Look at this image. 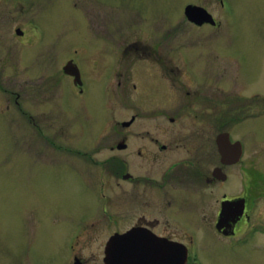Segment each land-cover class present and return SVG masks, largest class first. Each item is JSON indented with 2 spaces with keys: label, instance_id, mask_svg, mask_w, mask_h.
<instances>
[{
  "label": "rangeland",
  "instance_id": "obj_1",
  "mask_svg": "<svg viewBox=\"0 0 264 264\" xmlns=\"http://www.w3.org/2000/svg\"><path fill=\"white\" fill-rule=\"evenodd\" d=\"M23 1L26 2L24 12L14 7L12 0L0 1V264H23L24 242L28 236L21 230L23 226L30 225L28 213H32L34 221L42 224L41 235L33 234V239H41L42 249H36L35 243L30 247L36 258L34 262L45 264L50 257L48 264H73L72 253L67 246L73 241L71 230L82 221L96 218L99 209L91 195L86 193V188H97L99 192L102 188H111V176L105 166L95 168L86 159L90 166L84 167L82 173H68L66 176L59 154L44 150V129L39 131L35 124L39 126V123L43 125L46 122L47 127L50 126L59 135L61 132L73 138L78 131L84 141H92L87 142V146L99 148L96 156L100 161L107 158L110 155L105 150L108 140L121 136L119 128H111L112 121H128L130 116L136 115L143 125L142 119H145V114L140 110L143 107L138 99L139 92L125 89L121 76L111 78L108 75L111 71V44L115 43L118 49L133 40H141L159 41L171 46L175 29L172 28L173 24L180 19L175 12L180 11L181 2L188 0ZM230 1L236 14V27L229 39H222L232 42L224 48L231 54H244V51L249 56L244 55L246 68L251 70L252 86L259 90L264 100V54L259 55L251 47H257V31H264V0ZM134 8H140L138 13ZM28 18L32 19L31 24L36 25L37 30H42L41 35H35L33 40L30 32L26 30V34L21 27ZM183 31V40L193 38L191 30L185 28ZM206 31L204 29L203 33ZM198 42L204 44L207 39ZM160 50L164 62H173L172 49L161 46ZM154 56L155 52H152L147 58L152 59ZM65 58H70L82 70V96L72 92L68 80L61 79L56 88L52 87L59 78L49 77V72L58 73L60 68L56 64ZM118 58L117 55L116 63L121 61ZM134 61L137 62L135 68L140 66L153 76L154 73L158 77L163 76L164 79L159 82L164 89L175 88L177 81H173L162 69L156 70V66L147 67L145 62ZM50 62L53 65H49ZM223 67V64H219V71L222 72ZM131 82H128V86ZM16 93L19 95L20 108L13 104ZM5 98L9 99L8 103H4ZM8 104L10 107L7 109L5 106ZM56 106L61 109L63 127L59 123ZM153 120L146 125L152 128L163 126L160 118ZM12 121L18 124L12 126ZM249 125L243 124L239 128L248 129ZM259 130L264 132V122ZM95 141L99 144H95ZM209 147L210 158L207 156L206 164L205 160L200 164V171L204 173L209 167L219 165L213 143ZM209 147L206 146L204 151ZM88 149L91 152V148ZM207 154L204 153V159ZM261 166L264 167V157ZM251 169L252 162L231 167L227 170L231 180L226 188L220 189L217 185L197 188L201 191L192 197L199 211L194 220L200 241L190 248L193 254H198L199 264H264V234L259 230L246 244L230 246L229 243H235L237 238L245 235V223L242 221L237 224L231 235L218 234L214 228L222 194L229 197L243 194L250 199L252 206L258 203L260 211L264 213V186L251 188L256 182ZM90 170L95 173L87 174ZM261 171L264 173V169ZM242 173L244 176H241ZM241 177L243 180H240ZM258 178L263 184L264 174H259ZM112 179V188L117 192L125 188L124 181ZM253 191L258 194H254L258 196L255 199ZM151 193L155 196L153 190ZM251 205L249 208H252ZM121 210L117 209L121 215L104 214L100 226L94 230L87 229L83 238H79L75 252L79 250L82 259L92 258L91 264H104L108 235L113 231H122L131 223ZM259 220H264V215L248 216L249 222ZM60 227L67 234L59 239L58 246L55 241L51 249V241L56 238ZM29 237L32 241V237Z\"/></svg>",
  "mask_w": 264,
  "mask_h": 264
},
{
  "label": "flooded vegetation",
  "instance_id": "obj_2",
  "mask_svg": "<svg viewBox=\"0 0 264 264\" xmlns=\"http://www.w3.org/2000/svg\"><path fill=\"white\" fill-rule=\"evenodd\" d=\"M12 1L14 7L24 12L26 2ZM181 3L180 11L175 12L180 19L173 24L172 28L175 29L171 46L169 43L164 45L159 41L141 40H133L118 49L115 43L111 44V71L108 75L111 78L121 76L125 89L139 92L138 99L143 107L140 110L145 114V119H142L143 125L136 115L130 116L128 121H112L111 128L114 130L119 128L121 136L108 140L105 150H108L110 155L107 158L100 161L96 156L99 148L87 146V142L92 141H84L78 131L73 138L64 136L61 132L59 135L50 126L47 127L46 122L43 125L39 123V126L35 124L39 131L44 129L43 138L46 146L44 150L59 154L66 176L68 173L72 175L82 173L84 167L90 166L84 160L86 159L95 168L99 165L107 168L111 176L110 185H114L112 177L126 184L125 188H120V192L112 186L102 188L100 192L97 188H86V193L91 195L99 209L96 218L82 221L71 230L73 241L67 246L71 250L73 264L93 262L92 258L82 259V253L79 250L75 252L77 246L75 244H78L79 238H83L87 229L94 230L102 224L101 217L104 214L121 215L117 209H123L121 211L128 216L131 223L122 231H113L108 235V240L114 235H121L132 229H142L156 239L183 245L187 250V264H199L198 254H193L190 248L200 241L199 230L195 227L194 220L199 211L196 209L197 202L192 198L201 191L197 188H212L216 185L220 189L226 188L231 180L227 170L234 166H245L248 162H252L253 170L250 172L252 177L256 178L251 188L264 186L263 181V184L260 183L261 178H258L259 174H264L261 171L264 169L261 166L264 157V132L259 130V126L264 122V100L259 90L252 86L251 70L246 68L245 59V56H249L244 51H242L244 54L229 53L224 47L231 45L232 42L222 41L223 38L229 39V35L236 27V14L231 1L188 0ZM135 8V12L138 13L140 8L138 10ZM31 20L28 18L23 21L21 27L26 34L27 31L30 32L33 40L35 35H41L42 30L39 27L37 30V26L31 24ZM185 28L193 32L191 33L193 38L182 39L181 33ZM204 29H207L206 33H203ZM257 32L255 41L257 47H251L261 55L264 54V31ZM195 33H198L197 36ZM213 33L215 34L212 35ZM202 39H207V42L204 44L198 42ZM160 45L165 49H172L173 62L163 61ZM152 52H155V56L152 59L147 58ZM117 55L122 62L116 63ZM134 59L145 62L147 67L150 65L156 66V70L162 69L173 81H177L175 88L164 89L159 82L164 79L163 76L158 77L155 73L153 76L139 65L135 68L137 62ZM219 64L225 66L222 72L218 69ZM49 65H53L52 62ZM56 65L62 70L61 74L60 69L58 73L49 72V77L59 78L52 87L56 88L61 79L68 80L72 92L82 96L84 83L80 66L70 58H65ZM67 65L71 69L76 67V77L63 72ZM128 80L133 81L130 86ZM15 96L13 104L19 107V95ZM8 102L9 99L5 98L4 103ZM5 107L8 109L10 105ZM55 109L59 115V123L63 127L61 109L57 106ZM29 118L32 119L30 115ZM157 118L161 119L162 127L152 128L146 125ZM65 123L68 124L67 121ZM10 124L16 126L18 123L12 121ZM243 124H250L249 128H239ZM212 143L219 165L209 167L207 173H204L200 171V164L204 160L206 164L207 156L210 158L209 144ZM95 144L98 145L99 142L95 141ZM206 146L209 148L204 151ZM221 146L226 148L224 155L221 154ZM88 147L91 148V152ZM205 152L208 154L204 159ZM86 173L91 175L95 171L90 170ZM241 176H244V173ZM240 180H243L242 177ZM152 190L155 196L151 193ZM254 194L257 193L253 191ZM257 195H254V199L258 197ZM224 202L241 203L243 211L237 222L225 221L218 230L217 224L220 222L219 216ZM250 205V199L243 194L232 197L222 194L220 197V208L214 224L216 232L221 235L234 234L237 224L242 221L245 223L243 226L247 227L245 235L237 238L235 243H229L230 246L246 244L255 237L258 230L264 234V220L248 221L249 215L264 213L260 211L258 203L251 205L252 208H249ZM32 218V213H28L30 225L23 226L21 230L28 236L24 242L26 247L23 249L25 256L21 260L23 264H40L34 262L36 258L30 247L35 243L36 249H42L41 239H33V234L41 235L42 224ZM66 234L60 227L56 238L51 241V249L54 242L57 241L58 246L59 239H63ZM29 236L32 237V241ZM195 251L198 252V249ZM50 259L48 257L45 264H48Z\"/></svg>",
  "mask_w": 264,
  "mask_h": 264
},
{
  "label": "water",
  "instance_id": "obj_3",
  "mask_svg": "<svg viewBox=\"0 0 264 264\" xmlns=\"http://www.w3.org/2000/svg\"><path fill=\"white\" fill-rule=\"evenodd\" d=\"M187 16L189 11L186 12ZM63 72L76 77L74 70L68 65ZM225 147L221 146L224 155ZM243 204L224 202L221 206L217 229L223 222L239 219ZM187 250L179 243L159 240L142 229H132L121 235L112 236L104 250V264H186Z\"/></svg>",
  "mask_w": 264,
  "mask_h": 264
}]
</instances>
